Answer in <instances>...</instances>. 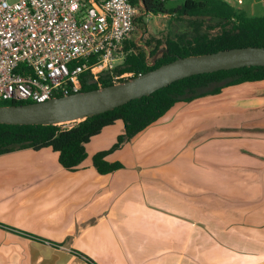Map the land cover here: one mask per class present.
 <instances>
[{"label":"crops","instance_id":"crops-1","mask_svg":"<svg viewBox=\"0 0 264 264\" xmlns=\"http://www.w3.org/2000/svg\"><path fill=\"white\" fill-rule=\"evenodd\" d=\"M263 109L264 81L178 103L107 157L124 165L107 175L93 157L121 120L76 171L52 148L0 156V264H264Z\"/></svg>","mask_w":264,"mask_h":264},{"label":"trees","instance_id":"trees-1","mask_svg":"<svg viewBox=\"0 0 264 264\" xmlns=\"http://www.w3.org/2000/svg\"><path fill=\"white\" fill-rule=\"evenodd\" d=\"M139 4V0H134ZM141 15L173 16L170 35L165 40V50L154 66L147 63L148 53L135 41L126 43L127 58L116 68L115 74L132 73L138 77L151 70L175 61L177 58L199 56L223 50L245 47H264V16H248L227 0H186L182 6L168 9L167 0H141ZM144 18L139 17L142 21ZM185 21L184 30L176 22ZM218 30L217 33L212 32ZM153 41H149L151 44ZM162 45L157 41L151 56ZM130 78V79H132ZM129 79H123L125 82ZM264 81V67H244L216 73L192 76L163 88L151 96L133 100L112 111L88 117L73 125L13 126L0 124V156L22 149L39 151L52 148L59 153L61 165L68 171H76L87 158L86 145L106 127L123 121L125 133L109 150L98 152L93 165L101 175L124 168L120 162H109L107 157L131 142L140 133L163 118L178 103H191L207 96H216L225 88L245 83ZM102 87L115 83L109 75L101 79ZM100 88L85 85L82 91ZM62 97V96H59ZM25 104L2 101L0 105Z\"/></svg>","mask_w":264,"mask_h":264},{"label":"built area","instance_id":"built-area-1","mask_svg":"<svg viewBox=\"0 0 264 264\" xmlns=\"http://www.w3.org/2000/svg\"><path fill=\"white\" fill-rule=\"evenodd\" d=\"M140 6L141 0H0V102L42 103L85 85L102 87L105 75L114 83L132 78L115 70L134 41Z\"/></svg>","mask_w":264,"mask_h":264},{"label":"water","instance_id":"water-1","mask_svg":"<svg viewBox=\"0 0 264 264\" xmlns=\"http://www.w3.org/2000/svg\"><path fill=\"white\" fill-rule=\"evenodd\" d=\"M147 53L149 66H154L163 54L151 58V51ZM244 67H264V47L234 48L199 56L177 58L157 69L111 86L54 97L42 103L0 105V124L13 126L70 125L88 117L112 111L133 100L151 96L183 79ZM68 246L66 244V248Z\"/></svg>","mask_w":264,"mask_h":264},{"label":"rangeland","instance_id":"rangeland-1","mask_svg":"<svg viewBox=\"0 0 264 264\" xmlns=\"http://www.w3.org/2000/svg\"><path fill=\"white\" fill-rule=\"evenodd\" d=\"M186 0H167L168 9H175L179 6H182ZM244 5H240L238 0H227V2L233 5L236 9L245 11L248 16H264V3L261 0H244ZM143 17L142 21L137 20V32L133 37L135 42H138L141 47L146 49L147 52H150L154 49L156 42L161 41L162 45L158 50L156 55H161L163 49H165V40L170 35L171 23L173 16L170 15H140ZM139 19V18H138ZM177 27L181 30H184L187 26L185 21L176 22ZM218 30L213 31L212 33H217ZM149 41H153L148 43ZM154 56H151L153 58ZM247 86L237 87V91H246ZM227 106H230L227 104ZM227 111L235 109L234 107H226ZM264 111V109H263ZM257 112L256 110L248 109L243 115L237 114V123L245 121L248 118H251L252 113ZM231 115V114H229ZM234 115V114H233ZM227 117V116H226ZM74 124V123H73ZM70 124V125H73Z\"/></svg>","mask_w":264,"mask_h":264},{"label":"flooded vegetation","instance_id":"flooded-vegetation-1","mask_svg":"<svg viewBox=\"0 0 264 264\" xmlns=\"http://www.w3.org/2000/svg\"><path fill=\"white\" fill-rule=\"evenodd\" d=\"M136 44H137L139 47H141V45H139V43H138V42H136Z\"/></svg>","mask_w":264,"mask_h":264}]
</instances>
